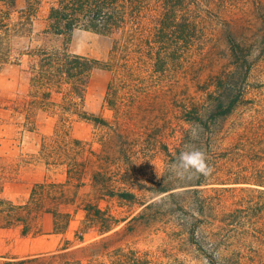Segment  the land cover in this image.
Returning <instances> with one entry per match:
<instances>
[{
    "label": "rangeland",
    "instance_id": "1",
    "mask_svg": "<svg viewBox=\"0 0 264 264\" xmlns=\"http://www.w3.org/2000/svg\"><path fill=\"white\" fill-rule=\"evenodd\" d=\"M54 1L40 0L28 20L21 15L26 0L14 7L0 0L6 25L0 39L8 55L0 57V199L6 208L17 206L0 211V264L28 256L40 258L33 264H264V194L239 188L264 189L234 184L242 170L263 165L254 154L261 142L253 137L264 131V55L250 56L249 102L227 119L215 144L188 122L216 78L234 69L230 38L246 48L263 40L264 0H194L201 39L166 72L156 71L144 44L125 43L121 32L43 34ZM39 48L115 61L111 71H93L82 106L105 123L62 113L69 86L45 96L48 90L34 82ZM191 145L216 166L210 180L227 184L197 186L198 179L175 177L171 165ZM90 203L120 223L103 235L91 228L80 240ZM250 204H257L256 214L247 210ZM54 210L71 214L64 233L51 234ZM24 222L31 226L25 236ZM193 232L207 254L190 240Z\"/></svg>",
    "mask_w": 264,
    "mask_h": 264
},
{
    "label": "trees",
    "instance_id": "2",
    "mask_svg": "<svg viewBox=\"0 0 264 264\" xmlns=\"http://www.w3.org/2000/svg\"><path fill=\"white\" fill-rule=\"evenodd\" d=\"M223 1L228 3L229 0ZM26 2V9L21 10V15H25L26 19L30 20L35 16L40 0H26ZM154 2H157V6L160 8V14L155 19V26ZM9 6L14 7L15 0H9ZM193 7L194 0H55L49 8L48 24L43 34L63 36L72 33L76 29H84L103 36L121 32L125 43L130 40L129 43L134 46L144 44L150 52L156 71L166 72L169 64L181 60L184 53L188 52L201 39L200 36L204 28L195 15ZM146 20H149V23ZM3 23L0 20V27L5 28L6 25ZM230 44L234 69L224 74V76L216 78L214 90L209 92L206 103L202 106L193 107L188 118V122L197 127L198 135L200 138H205L208 145L217 142L221 137L220 134L223 132L227 119L239 107L249 102L247 100L248 81L255 66V60L250 56L253 52H257L258 58L264 55V38L256 48H246V46L241 45L232 38H230ZM2 45L0 39V57L4 58L8 55ZM34 55L39 58L40 63L34 82L48 90L45 93L46 97L50 96L54 89L57 93H60L65 85L69 86V90L63 98L62 113L76 115L94 124L105 123L103 118L92 116L83 111L82 106L93 71L96 69L111 71L115 61L102 62L98 59L72 54L66 48L62 50L39 48ZM111 88H113V83H109L108 90L111 91ZM253 138L261 142L254 154L263 165L253 166L252 172L242 170V172H245L243 174L245 176H240L241 172H239L234 184L255 185L264 189V131ZM211 167L215 169L216 166ZM210 177L200 176L196 185L227 184L217 183L216 181L220 180H210ZM239 190L241 192L252 191L264 194V190L257 188H239ZM162 191L166 192L168 190L164 189ZM109 195L112 197L117 195L124 200L135 199L134 194L129 192L118 194L110 192ZM31 199H35V190H32ZM7 203L0 199V211L10 213L17 207L9 203V207L6 208L4 205ZM21 207L25 208L26 205ZM247 210L256 214L257 204H250ZM84 211L86 216L83 227L77 232L80 240L83 239V234L88 233L91 228L96 229L99 234L103 235L120 223L114 216L107 214L105 210L94 204H87ZM50 214L52 216V233L66 232L71 214L55 210L51 211ZM23 224L22 235L25 236L29 233L31 226L25 222ZM196 239L199 238L193 232L190 240L199 251L207 254V251L204 250V242H201L204 239H201V241ZM213 255H209L211 259ZM11 259L14 262L6 261L2 264H33V262H38L40 258L28 256L26 258L11 257ZM118 261H122V258L118 257ZM74 264L105 263L77 260Z\"/></svg>",
    "mask_w": 264,
    "mask_h": 264
},
{
    "label": "clouds",
    "instance_id": "3",
    "mask_svg": "<svg viewBox=\"0 0 264 264\" xmlns=\"http://www.w3.org/2000/svg\"><path fill=\"white\" fill-rule=\"evenodd\" d=\"M171 169L175 177L182 181L198 179L200 176L208 177L213 171L208 163L207 154L195 145L182 150L171 165Z\"/></svg>",
    "mask_w": 264,
    "mask_h": 264
},
{
    "label": "crops",
    "instance_id": "4",
    "mask_svg": "<svg viewBox=\"0 0 264 264\" xmlns=\"http://www.w3.org/2000/svg\"><path fill=\"white\" fill-rule=\"evenodd\" d=\"M51 234H57V233H52V230H51Z\"/></svg>",
    "mask_w": 264,
    "mask_h": 264
}]
</instances>
